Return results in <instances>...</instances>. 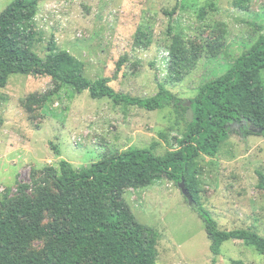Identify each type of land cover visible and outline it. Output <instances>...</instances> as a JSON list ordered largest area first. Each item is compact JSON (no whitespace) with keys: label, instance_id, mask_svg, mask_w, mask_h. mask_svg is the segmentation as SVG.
Wrapping results in <instances>:
<instances>
[{"label":"rangeland","instance_id":"374dc122","mask_svg":"<svg viewBox=\"0 0 264 264\" xmlns=\"http://www.w3.org/2000/svg\"><path fill=\"white\" fill-rule=\"evenodd\" d=\"M13 0H0V12ZM37 0L28 28L34 56L66 51L89 79L109 78L117 92L147 98L163 84L187 103L222 75L264 32V0ZM179 34L195 60L181 80L168 77V48ZM264 86V69L259 72ZM185 116L169 105L145 110L106 97L93 99L49 76L14 73L0 87V200L50 183L64 159L80 170L129 147L163 155L176 148ZM196 178L202 205L222 230L243 228L264 237V138L231 133L215 156L200 155ZM120 198L136 219L159 233L155 264H264L240 240L209 249L204 224L178 185L161 178L124 187ZM48 221L45 217L44 222ZM46 238L25 252L42 253Z\"/></svg>","mask_w":264,"mask_h":264},{"label":"trees","instance_id":"16d2710c","mask_svg":"<svg viewBox=\"0 0 264 264\" xmlns=\"http://www.w3.org/2000/svg\"><path fill=\"white\" fill-rule=\"evenodd\" d=\"M246 1L235 4L244 7ZM36 11L37 0H13L0 12V87L14 73L49 76L78 93L86 90L93 99L106 97L149 111L171 105L184 114L186 128L176 148L163 155H155L152 148L129 147L80 170L62 159L58 174L48 169L50 187L40 183L28 193L27 184L19 185L14 196L0 200V264H155L158 231L141 224L119 194L124 187L148 186L161 178L176 185L184 182L191 197L185 201L202 220L213 256L229 240L243 241L264 255V237L243 228L218 227L200 202L196 178L197 158L215 156L231 133L264 138V86L259 78L264 32L230 68L184 103L163 84L147 98L119 93L107 77L84 76L72 56L52 52L51 44L44 59L36 58L28 32ZM168 55V77L181 81L195 60L179 34L172 37ZM35 238H46L42 253L25 252L24 246Z\"/></svg>","mask_w":264,"mask_h":264},{"label":"water","instance_id":"95a60500","mask_svg":"<svg viewBox=\"0 0 264 264\" xmlns=\"http://www.w3.org/2000/svg\"><path fill=\"white\" fill-rule=\"evenodd\" d=\"M186 116L188 118L189 121L192 120V111L190 108L187 109L186 111ZM183 196L188 200V202H191V197L188 193V191L186 190L185 188V185H184V182L183 181H180L179 184H178Z\"/></svg>","mask_w":264,"mask_h":264}]
</instances>
